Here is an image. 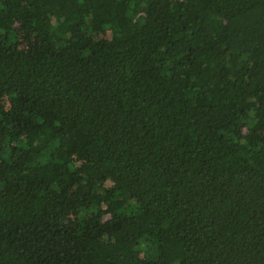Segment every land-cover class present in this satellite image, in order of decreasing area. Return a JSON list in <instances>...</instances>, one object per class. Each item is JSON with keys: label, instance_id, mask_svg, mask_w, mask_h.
Instances as JSON below:
<instances>
[{"label": "trees", "instance_id": "trees-1", "mask_svg": "<svg viewBox=\"0 0 264 264\" xmlns=\"http://www.w3.org/2000/svg\"><path fill=\"white\" fill-rule=\"evenodd\" d=\"M0 264H264V0H0Z\"/></svg>", "mask_w": 264, "mask_h": 264}]
</instances>
